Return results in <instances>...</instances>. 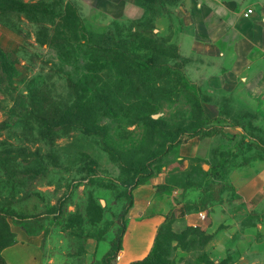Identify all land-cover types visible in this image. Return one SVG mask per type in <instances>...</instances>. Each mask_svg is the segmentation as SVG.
<instances>
[{
	"label": "rangeland",
	"instance_id": "1",
	"mask_svg": "<svg viewBox=\"0 0 264 264\" xmlns=\"http://www.w3.org/2000/svg\"><path fill=\"white\" fill-rule=\"evenodd\" d=\"M140 1L148 15L132 20L105 16L100 0H0V252L16 225L42 235L45 264H115L135 190L163 177L174 148L207 124L217 94L180 53L172 0ZM221 103L237 114L223 121L264 141L250 102ZM216 140L247 153L244 137ZM167 178L158 190L177 198L217 181ZM253 237L218 259L192 232L179 264H264V226Z\"/></svg>",
	"mask_w": 264,
	"mask_h": 264
},
{
	"label": "crops",
	"instance_id": "2",
	"mask_svg": "<svg viewBox=\"0 0 264 264\" xmlns=\"http://www.w3.org/2000/svg\"><path fill=\"white\" fill-rule=\"evenodd\" d=\"M172 2L168 14L177 15L179 21L174 40L181 55L193 60L189 67L191 73L210 92L217 94L211 103L205 104V115L212 120L209 125L213 130L221 131L194 135L178 144L163 177L135 190L115 264H130L145 258L169 215L173 216L175 232H189L187 244L178 240L171 243L170 258L178 264L189 251L192 232L205 235L208 240L205 251L222 259L232 253V247L242 246L245 235H254L257 239L264 226V141L257 139L243 123L223 121L222 117L237 114L225 112L221 103L225 96L237 104L247 101L254 106L256 115L264 116V0ZM100 8L111 18L139 20L148 15V8L140 0H100ZM248 8L254 12L245 16ZM160 19L167 22L169 18ZM241 137L246 139L244 155L230 153L217 145L216 139L235 141ZM175 173L211 179L220 176L219 181L232 187L224 190L219 198L206 199L201 189L180 198L176 196L178 189L158 190L163 184L169 185L167 176ZM232 188L235 199L229 201L227 197ZM13 232L14 241L1 250L6 263L45 264L42 235L16 225Z\"/></svg>",
	"mask_w": 264,
	"mask_h": 264
},
{
	"label": "trees",
	"instance_id": "3",
	"mask_svg": "<svg viewBox=\"0 0 264 264\" xmlns=\"http://www.w3.org/2000/svg\"><path fill=\"white\" fill-rule=\"evenodd\" d=\"M212 120L208 119L207 120V126L204 125L201 127L199 130L193 132L190 136H188L184 141H186L189 137L194 136V135H200V136H205V135H212L220 132V129L213 130V127L209 125ZM182 141V142H184ZM181 142V143H182ZM180 144V143H179ZM220 176H215V178H219ZM211 183L214 184V187H212ZM232 187L231 185H228L227 183H224L223 181H211L208 186L202 187V191L205 193V196L203 199H206L208 197H216L219 198L220 194L226 190L227 188ZM134 202V200H133ZM133 203L128 206L129 210L132 207ZM127 208V209H128ZM128 210V211H129ZM172 222H173V216H167L166 222L160 226L157 236L155 239V243L153 246V249L151 252L143 259L134 261L130 264H177L175 260L170 258V252H171V243L173 240H178L179 243H183L187 236H188V231H184L183 233H177L172 229ZM126 230V225L123 227L121 232L117 234L116 236V246H115V258L117 256V253L120 251L122 247V239H123V234ZM185 239V240H184ZM0 264H7L5 259L2 257L1 252H0Z\"/></svg>",
	"mask_w": 264,
	"mask_h": 264
},
{
	"label": "built area",
	"instance_id": "4",
	"mask_svg": "<svg viewBox=\"0 0 264 264\" xmlns=\"http://www.w3.org/2000/svg\"><path fill=\"white\" fill-rule=\"evenodd\" d=\"M254 12L253 8H248L247 11L244 13L245 16H249L250 14H252Z\"/></svg>",
	"mask_w": 264,
	"mask_h": 264
}]
</instances>
